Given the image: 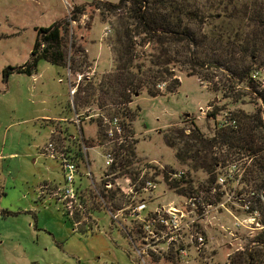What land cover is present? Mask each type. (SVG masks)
Here are the masks:
<instances>
[{
    "label": "rangeland",
    "instance_id": "374dc122",
    "mask_svg": "<svg viewBox=\"0 0 264 264\" xmlns=\"http://www.w3.org/2000/svg\"><path fill=\"white\" fill-rule=\"evenodd\" d=\"M250 1L239 0L238 7ZM92 2L0 0V264H230L236 251L247 247L256 235V231L247 228L243 209L236 200L226 195V208L215 214L218 225L210 231L207 247L198 254L192 252L189 259L181 261L174 251L165 256L153 251L138 253L131 240L136 236L139 243L137 226L114 220L109 212L115 207L114 202L104 197V204L97 197L96 192L102 188L100 175L105 169L102 155L104 150L114 151L122 172L133 176L143 171L147 177L155 176L157 164L166 171L188 168L196 190L201 189L210 176L203 170L194 171L190 162L180 161L176 155L182 144L171 147L167 138L183 129L189 134L192 121L205 136L211 137L215 122L204 118L201 109L211 107L218 117L231 113L239 122V115L255 114L261 101L243 85L232 88L230 74L218 64L211 63L197 71L180 63L167 68L154 65V58L149 56L159 54L154 43L135 45L139 59L132 72H138L140 64L143 73H134L139 81L168 69L169 79L156 86L160 92L157 97L150 96L147 90L139 95L129 92V73L117 71L122 61L117 32L138 28L130 13L132 4L128 2L113 12L100 3L117 4L120 0H97L100 5ZM76 6H85L86 13L72 23L66 35L67 67L40 60L31 76L18 72L4 75L8 67H21L29 60L37 29L69 16ZM205 7L207 16L210 12L215 15L203 25H196L199 37L221 34L226 41L250 30L243 17L229 19L210 10L211 6ZM199 52L205 57V49ZM255 65L262 74L256 88L262 90L264 63L258 61ZM176 81L179 85L169 92L168 85ZM113 115L124 125V141L107 145L100 125L104 118ZM80 134L81 144L88 148L96 189L85 179L80 163L83 177L78 174L76 182L86 187L81 191L80 208L71 213L54 196L65 185L63 169L58 159L47 154L46 146L53 142L56 151L68 146L69 152L76 153L74 159L82 158L83 162ZM240 152L232 150L230 159L220 165L247 159L246 166L253 169L254 157ZM126 154L130 155L129 162L122 160ZM125 163L129 164L124 167ZM243 174L251 181L248 169ZM248 181L242 189L247 196L252 190V182ZM163 191L160 186L147 199L164 204L178 201L172 192Z\"/></svg>",
    "mask_w": 264,
    "mask_h": 264
},
{
    "label": "trees",
    "instance_id": "16d2710c",
    "mask_svg": "<svg viewBox=\"0 0 264 264\" xmlns=\"http://www.w3.org/2000/svg\"><path fill=\"white\" fill-rule=\"evenodd\" d=\"M128 2L132 4L130 13L139 26L130 31L123 28L117 32L118 44L122 46V50L119 51V60L122 61H119L117 71L129 73V81L126 82L129 92L139 95L141 91L147 90L150 96L157 97L160 92L156 86L169 79L171 74L168 73V69L160 72V75L149 74L147 78L139 81L136 80L134 73L137 75L143 73L140 64L137 65L138 72H132L135 62L139 59V54L134 51L135 45L154 43L157 45L155 49L159 52L149 54L154 58L152 59L154 65L167 68L180 63L191 71H197L208 64H218L230 74L232 88L243 85V89L256 94V98L261 101L255 114L243 113L238 116L239 126L236 130L227 128L212 131V136L207 137L192 121L193 128L189 134H185L184 129L173 132L166 143L171 147H175L177 143L182 144L177 151V158L182 162H190L194 171L203 170L212 177H215V167L220 165V162L230 159L228 156L232 150L254 157L255 166L253 169L248 168L251 175V181L248 183L252 182L253 208L259 210L260 224L264 226V88L258 90L257 82L251 78L252 72L260 69L255 63L258 61L264 63V0H252L242 7H238L239 0H120L117 4L111 2L100 4L108 11L116 12ZM91 4L100 5L97 0H93ZM205 5L213 8L210 10H217L216 14L219 13L229 19L243 17L248 21L250 30L244 36L234 34L235 36L227 38L226 41L221 34L212 37L201 34L199 37L196 25H203L208 17L215 15L210 12L211 14L207 16ZM241 12L244 15L236 17V14ZM85 13V6H76L69 16L49 27L37 29V38L29 60L21 67H8L4 75L18 72L31 76L40 60L67 67L65 38L72 23L78 21L79 16ZM135 37H139L140 40H134ZM201 48L205 49V57L200 55ZM178 85V81L170 83L167 90L173 92ZM216 114L215 110L210 113L212 116ZM100 126L105 132L104 121ZM129 157L130 155L126 154L122 160L129 162ZM128 164L125 163L124 167ZM173 187L181 188V183H176ZM104 197L112 200L115 192H111L110 195L104 194ZM230 264H264V229L249 240L245 250L238 251L232 256Z\"/></svg>",
    "mask_w": 264,
    "mask_h": 264
},
{
    "label": "built area",
    "instance_id": "2783aa9c",
    "mask_svg": "<svg viewBox=\"0 0 264 264\" xmlns=\"http://www.w3.org/2000/svg\"><path fill=\"white\" fill-rule=\"evenodd\" d=\"M261 76L260 70H255L251 74V78L255 82L259 81ZM210 109L211 107H208L207 110L201 109L200 113L204 114V118L215 122L213 131L227 128L236 130L238 128L239 122L236 116L231 113H224L222 117H218V114L212 116L210 113L214 110ZM103 121L106 124L107 145L115 142L122 143L124 141L122 135L124 125L121 119L118 116H113L110 119L104 118ZM79 122L80 117L77 116L76 123ZM81 135L78 137L80 144L82 142ZM73 138L77 139V136L74 134ZM46 150L50 157L61 162L63 169L65 185L58 189L54 196L64 203L68 211L73 213L76 207L80 208L81 191L86 187L82 183L78 185L76 182L78 174L83 177L80 163L83 164L85 179L92 183L96 189V182L88 158V148L81 144L79 151L83 153V162L82 158L79 161L74 159L76 153L69 152L68 146H62L61 150L56 151L54 143L49 142ZM102 156L105 161V169L100 175L102 188L100 193L96 192L97 197L104 203L102 200L104 194L110 195L111 192H115V197L111 200L115 207L109 212L114 220L122 219L127 225L132 223L137 226L136 235L139 236V243L136 236L134 237L135 241L132 237L131 240L138 253L153 251L160 255L163 253L165 256L174 251L178 253L181 261L189 259L192 252L198 254L207 247L210 231L216 230L218 224L215 221V214L221 213L226 208V195L241 205L245 215L243 221L248 223L247 228L253 232L256 231L253 238L257 236L258 231L264 229V226L260 224L259 210L253 208L254 191L250 190L249 196L242 192L243 185L248 181V178L243 177V173L249 168L246 166L247 159L238 163L232 162L227 166L217 165L215 177L206 172L210 176L208 182L202 185L201 189L196 190V182L193 179L192 171L188 168L166 171L163 166L157 164L155 176L147 177L145 171L133 176L130 173L122 172L114 151L104 150ZM243 167H246L245 172ZM176 183H181V188L173 187ZM160 186H163L164 194L172 192L178 201L164 204L160 200L155 202V199L153 201L147 199V197L150 198V192ZM148 202L155 204L150 207ZM114 208L116 212H113ZM237 225H242V222H238ZM132 229L131 227L129 232ZM221 229L226 230L223 226ZM126 232L130 235L128 229ZM243 250L245 247L236 252Z\"/></svg>",
    "mask_w": 264,
    "mask_h": 264
}]
</instances>
